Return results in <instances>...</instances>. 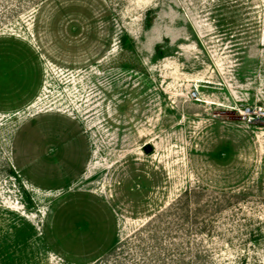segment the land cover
<instances>
[{
  "label": "rangeland",
  "instance_id": "1",
  "mask_svg": "<svg viewBox=\"0 0 264 264\" xmlns=\"http://www.w3.org/2000/svg\"><path fill=\"white\" fill-rule=\"evenodd\" d=\"M0 264H264V0H0Z\"/></svg>",
  "mask_w": 264,
  "mask_h": 264
},
{
  "label": "water",
  "instance_id": "2",
  "mask_svg": "<svg viewBox=\"0 0 264 264\" xmlns=\"http://www.w3.org/2000/svg\"><path fill=\"white\" fill-rule=\"evenodd\" d=\"M148 151H149V149H148Z\"/></svg>",
  "mask_w": 264,
  "mask_h": 264
}]
</instances>
